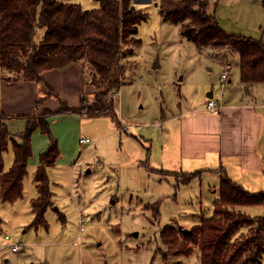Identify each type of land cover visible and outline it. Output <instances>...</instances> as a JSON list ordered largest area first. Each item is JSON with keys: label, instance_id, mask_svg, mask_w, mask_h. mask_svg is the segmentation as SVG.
Returning a JSON list of instances; mask_svg holds the SVG:
<instances>
[{"label": "rangeland", "instance_id": "374dc122", "mask_svg": "<svg viewBox=\"0 0 264 264\" xmlns=\"http://www.w3.org/2000/svg\"><path fill=\"white\" fill-rule=\"evenodd\" d=\"M155 2L145 5L148 18L137 32L141 44L132 55L118 60L116 71L122 85L113 96L116 117L83 118L81 135L77 137L89 138L95 145L91 144L89 150L78 144L77 156L81 155L77 165L72 167L75 156L69 164H55L48 170L53 206L45 213V224L32 225L30 202L38 194L33 183L32 157L22 197L12 203L0 201V264H199L197 250L189 257H174L163 246L160 230L167 225L187 230L200 217L209 218L219 185L215 182V188H208L207 184L218 177V172L191 182L185 174L153 173V163L142 155L145 142L136 137L129 146L125 138L136 135L138 127L134 124L153 123L159 104L203 99L205 105V87L220 99V76L226 64L232 67V83H227L221 99L229 88L240 89L239 58L228 49L214 54L211 49H198L181 34V23L162 20ZM208 2L223 30L261 40L264 45L263 0ZM155 63L158 67H154ZM83 68L89 81V67ZM5 75L8 72L1 69L0 76L6 78ZM42 89L57 103L55 110L60 102L71 105L57 92L48 93L44 86ZM197 91L202 94L195 95ZM117 121L129 125L128 129L117 134ZM99 134H106L102 143L113 142L105 152L99 142L97 148L94 138ZM116 135L120 137L117 142ZM12 162L9 149L4 154V171ZM254 189L253 193H259L264 186L262 190ZM156 192L163 194L155 197ZM241 211L263 216L264 206H245ZM5 235L9 240L3 238ZM11 244H18L19 250L11 251Z\"/></svg>", "mask_w": 264, "mask_h": 264}, {"label": "trees", "instance_id": "16d2710c", "mask_svg": "<svg viewBox=\"0 0 264 264\" xmlns=\"http://www.w3.org/2000/svg\"><path fill=\"white\" fill-rule=\"evenodd\" d=\"M95 1L98 8L83 10L79 4L64 0H0V68L8 72V80L40 84L43 72L79 62L89 67V82L96 89L92 98L82 96L78 106L60 102L56 110L24 115L27 123L18 134L20 142L7 129L8 115L0 112L1 202L12 203L23 195L32 133L38 129L49 138L33 177L38 194L30 202L32 225L45 224V213L53 206L47 169L55 164L60 151L48 118L60 114L88 119L116 117L113 96L122 85L116 71L118 60L141 44L137 32L148 18L145 11L135 9L132 0ZM158 12L165 22L181 23V34L198 49H211L213 54L228 49L237 55L245 87L264 85L263 42L223 30L208 0H159ZM38 30H43V35L36 41ZM9 149L13 162L4 171V154ZM243 206H264V191L250 193L220 172L219 198L212 216L200 217L187 230L163 227L162 244L179 258L197 250L199 264H260L264 260V215L250 216L240 211Z\"/></svg>", "mask_w": 264, "mask_h": 264}, {"label": "crops", "instance_id": "0c3cea01", "mask_svg": "<svg viewBox=\"0 0 264 264\" xmlns=\"http://www.w3.org/2000/svg\"><path fill=\"white\" fill-rule=\"evenodd\" d=\"M64 2L79 4L83 10L99 7V3L95 0H64ZM151 2L155 1L151 0ZM147 4L149 3L134 4L132 0L135 9L145 12ZM154 5L157 7L158 4L155 2ZM42 35L43 30H38L36 41H39ZM154 67H158V64L155 63ZM231 69L230 65L228 84L232 83ZM41 78L42 82L36 84L22 80L10 81L7 77L0 76V112L8 115L5 124L14 137H16L15 134L22 133L26 127L27 120L23 117L24 115L38 114L43 110H55L57 107V103L50 95L43 93L42 86L48 90V93L57 92L62 100L72 106H78L82 96L92 98L96 91L88 81L82 63L79 62L72 63L61 70L45 71ZM240 85V89L227 90L222 99V110L218 115L206 110L205 105H202L205 102L203 99L200 102L191 99L192 103L191 101L182 103L180 99L179 103L169 106L162 104L163 107L159 104V108L155 110L154 119L151 120L154 122L134 124L138 127L137 133L125 138L126 144L130 146L136 137L145 142L147 147L142 155L147 156L153 163L150 170L153 173H162L167 176L191 175L189 180L191 182L197 178L201 179L204 175L210 177L213 172H218V177L207 184L208 188H215V182L219 185L220 172H223L231 181L250 193H253L254 188L262 190L264 186V85L254 84L250 87H245L242 83ZM198 92L195 95L202 94ZM209 92L215 95L212 90L209 91L206 87L203 89L207 99ZM83 118L75 114H61L48 118L52 136L57 141L60 151L55 161L57 167L62 163L67 165L74 160L78 154L80 139L90 140L86 137H77L78 134L81 135L79 130L83 126ZM117 124L119 127H117V134L129 127L123 121H117ZM102 137H106V134L95 135L94 139L97 148L99 142V146L105 152L108 147H112L113 142L102 143ZM14 139L21 141L18 137ZM119 139V136L115 137L116 142ZM30 143L31 157L34 159L32 163L36 170L39 155L47 149L49 138L37 129L32 133ZM91 144H94L92 140L89 144L81 145L88 148ZM10 153L12 154L11 149ZM80 155L73 161L72 167L77 165ZM74 176L75 173H72V178ZM199 186L201 187L202 183H199ZM34 189L36 190L35 183ZM159 194L163 193L156 192L153 196L158 197Z\"/></svg>", "mask_w": 264, "mask_h": 264}, {"label": "built area", "instance_id": "2783aa9c", "mask_svg": "<svg viewBox=\"0 0 264 264\" xmlns=\"http://www.w3.org/2000/svg\"><path fill=\"white\" fill-rule=\"evenodd\" d=\"M224 72H222L221 76H220V91H221V96L219 97L220 99L216 98L215 95H212L210 98L207 99L206 104H205V108L206 110H208L209 112L218 115L220 114L221 110H222V99L221 97L223 96V90L227 87V80H228V71L230 69V64H226L224 66ZM80 144H89L90 140L88 139H80L79 140ZM0 237H2L0 235ZM3 238L5 240H9V237L7 235L3 236ZM11 251L13 252H17L19 250V245L18 244H11Z\"/></svg>", "mask_w": 264, "mask_h": 264}, {"label": "water", "instance_id": "95a60500", "mask_svg": "<svg viewBox=\"0 0 264 264\" xmlns=\"http://www.w3.org/2000/svg\"><path fill=\"white\" fill-rule=\"evenodd\" d=\"M133 2L134 4H146V3H150L151 0H133ZM211 96H212V93L209 92L208 97L210 98Z\"/></svg>", "mask_w": 264, "mask_h": 264}]
</instances>
